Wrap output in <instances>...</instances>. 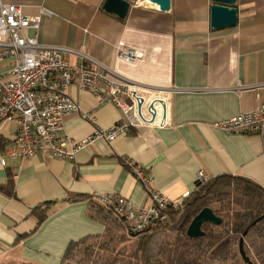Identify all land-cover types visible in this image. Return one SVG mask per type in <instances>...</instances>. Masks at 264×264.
Here are the masks:
<instances>
[{
  "label": "crops",
  "instance_id": "crops-1",
  "mask_svg": "<svg viewBox=\"0 0 264 264\" xmlns=\"http://www.w3.org/2000/svg\"><path fill=\"white\" fill-rule=\"evenodd\" d=\"M104 1L0 0L21 5L26 15L41 6L52 12L41 20L39 42L77 49L122 78L168 90L165 123L132 128L109 143L98 139L71 158L38 152L20 159L8 155L15 123L0 122V186H6L0 190V264H60L69 242L103 233L102 214L88 212L96 196L117 193L134 208L147 206L148 192L123 158L144 166L150 186L171 199L192 192L200 170L210 178L244 176L264 188V135L212 126L264 102V0H236L237 23L222 29L210 26L211 0H171L166 12L147 0H126L124 18L104 10ZM118 47L141 56L125 61ZM5 67L0 61V70ZM67 93L93 115V122L76 113L64 118L60 134L68 152L95 126L121 118L112 103L99 104L76 82ZM78 194L89 198L69 200ZM46 201L52 202L47 216L35 226L31 209Z\"/></svg>",
  "mask_w": 264,
  "mask_h": 264
},
{
  "label": "built area",
  "instance_id": "built-area-1",
  "mask_svg": "<svg viewBox=\"0 0 264 264\" xmlns=\"http://www.w3.org/2000/svg\"><path fill=\"white\" fill-rule=\"evenodd\" d=\"M51 15L52 12L42 6L37 14L26 15L21 5L0 2V61H6V67L0 70V122L16 125L15 147L8 155L23 159L46 152L51 156L71 158L81 147L98 139L109 143L132 128L160 125L161 101L167 114L170 92L122 78L77 49L39 42L37 32L41 20ZM72 56L79 60L71 61ZM140 56L132 49L117 48V57L125 61H134ZM74 82L90 91L99 104L112 103L120 111L121 118L109 127L95 126L81 142L70 143L72 150L68 152V139L60 134L64 118L76 113L93 122V115L82 111L79 103L67 93ZM139 97L143 99L140 112ZM151 104L155 118L149 122ZM212 126L229 133L264 135V102L238 115L215 121ZM0 162L4 164L5 159ZM123 163L148 192V205L134 208L117 193L99 195L95 199L122 220L126 231L141 232L154 221H165L168 210L183 209V200L189 192L171 199L150 186L151 177L144 166L131 158H123ZM209 179L206 173L198 171L195 188Z\"/></svg>",
  "mask_w": 264,
  "mask_h": 264
},
{
  "label": "trees",
  "instance_id": "trees-1",
  "mask_svg": "<svg viewBox=\"0 0 264 264\" xmlns=\"http://www.w3.org/2000/svg\"><path fill=\"white\" fill-rule=\"evenodd\" d=\"M88 198L78 194L69 200ZM51 203L31 209L35 226L46 218ZM204 207L212 209L221 223L204 222L203 236H188L187 226ZM88 212L102 214L103 233L69 242L60 264L67 260L74 264H246L238 251L239 239L253 220L264 215V188L247 177L223 173L189 192L182 210H168L165 221H154L136 233L126 231L122 220L98 201L90 200ZM243 248L253 264H264V217L249 227Z\"/></svg>",
  "mask_w": 264,
  "mask_h": 264
},
{
  "label": "water",
  "instance_id": "water-1",
  "mask_svg": "<svg viewBox=\"0 0 264 264\" xmlns=\"http://www.w3.org/2000/svg\"><path fill=\"white\" fill-rule=\"evenodd\" d=\"M151 3L157 6V9L161 12L169 11L171 6V0H149ZM210 6V26L213 29H222L235 26L238 19V9L235 6L236 0H211ZM130 3L126 0H105L103 3V9L109 13H113L119 18H124L128 13ZM138 112H140V106L143 101L141 97L137 99ZM163 107V113L160 120V125L164 124L166 117L165 104L161 101ZM151 112L152 122L155 118V110L151 104L148 109ZM264 215L257 217L253 220L244 230L242 236L239 239L238 251L240 257L246 264H253L249 257L246 255L243 248V236L247 233L250 226H253L257 221L263 218ZM209 222L212 224H220L221 218L216 215L209 207L202 208L190 221L187 226L186 233L190 237H200L204 235V231L201 226L202 223Z\"/></svg>",
  "mask_w": 264,
  "mask_h": 264
},
{
  "label": "rangeland",
  "instance_id": "rangeland-1",
  "mask_svg": "<svg viewBox=\"0 0 264 264\" xmlns=\"http://www.w3.org/2000/svg\"><path fill=\"white\" fill-rule=\"evenodd\" d=\"M147 1L149 2L150 5L157 7V6L154 5L153 3H150L149 0H147ZM124 232H126V231L124 230ZM64 264H74V263H73L71 260H67L66 262L64 261Z\"/></svg>",
  "mask_w": 264,
  "mask_h": 264
}]
</instances>
